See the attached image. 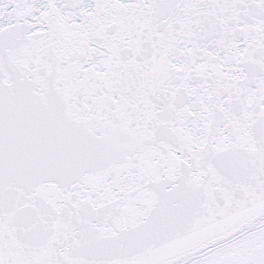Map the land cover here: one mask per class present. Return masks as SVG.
I'll return each mask as SVG.
<instances>
[{"label": "snow or ice", "instance_id": "1", "mask_svg": "<svg viewBox=\"0 0 264 264\" xmlns=\"http://www.w3.org/2000/svg\"><path fill=\"white\" fill-rule=\"evenodd\" d=\"M0 264H264V0H0Z\"/></svg>", "mask_w": 264, "mask_h": 264}]
</instances>
